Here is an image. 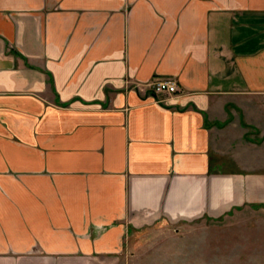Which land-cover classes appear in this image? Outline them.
Masks as SVG:
<instances>
[{"label": "crops", "instance_id": "1", "mask_svg": "<svg viewBox=\"0 0 264 264\" xmlns=\"http://www.w3.org/2000/svg\"><path fill=\"white\" fill-rule=\"evenodd\" d=\"M262 204L264 0H0V264Z\"/></svg>", "mask_w": 264, "mask_h": 264}, {"label": "rangeland", "instance_id": "2", "mask_svg": "<svg viewBox=\"0 0 264 264\" xmlns=\"http://www.w3.org/2000/svg\"><path fill=\"white\" fill-rule=\"evenodd\" d=\"M136 254L122 264H264V207L233 210L141 231Z\"/></svg>", "mask_w": 264, "mask_h": 264}, {"label": "built area", "instance_id": "3", "mask_svg": "<svg viewBox=\"0 0 264 264\" xmlns=\"http://www.w3.org/2000/svg\"><path fill=\"white\" fill-rule=\"evenodd\" d=\"M155 91L175 92L177 90V84L170 78H158L151 82Z\"/></svg>", "mask_w": 264, "mask_h": 264}, {"label": "trees", "instance_id": "4", "mask_svg": "<svg viewBox=\"0 0 264 264\" xmlns=\"http://www.w3.org/2000/svg\"><path fill=\"white\" fill-rule=\"evenodd\" d=\"M12 52H13V54L14 55H16V56H21L23 59H24V61H25V63L27 64V65H30L28 62H27V59H26V57L25 56H23L21 53H19L18 51H16L15 49H10ZM49 81H50V83L53 85V80H52V77H51V74L49 73ZM262 205H264V204H262ZM256 206H258V205H256ZM229 212H231V211H229ZM228 212V213H229Z\"/></svg>", "mask_w": 264, "mask_h": 264}]
</instances>
